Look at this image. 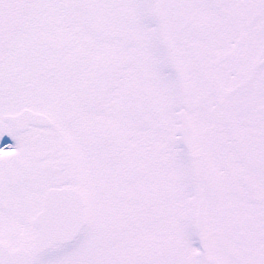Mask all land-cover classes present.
<instances>
[{
	"label": "snow or ice",
	"instance_id": "6c2138e0",
	"mask_svg": "<svg viewBox=\"0 0 264 264\" xmlns=\"http://www.w3.org/2000/svg\"><path fill=\"white\" fill-rule=\"evenodd\" d=\"M0 264H264V0H0Z\"/></svg>",
	"mask_w": 264,
	"mask_h": 264
},
{
	"label": "flooded vegetation",
	"instance_id": "af4514ba",
	"mask_svg": "<svg viewBox=\"0 0 264 264\" xmlns=\"http://www.w3.org/2000/svg\"><path fill=\"white\" fill-rule=\"evenodd\" d=\"M10 142V138L8 136H5L3 141L0 143Z\"/></svg>",
	"mask_w": 264,
	"mask_h": 264
}]
</instances>
